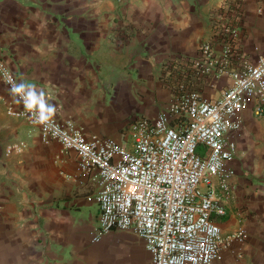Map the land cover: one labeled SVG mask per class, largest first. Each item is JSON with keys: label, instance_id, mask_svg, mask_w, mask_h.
<instances>
[{"label": "crops", "instance_id": "0c3cea01", "mask_svg": "<svg viewBox=\"0 0 264 264\" xmlns=\"http://www.w3.org/2000/svg\"><path fill=\"white\" fill-rule=\"evenodd\" d=\"M225 1L0 0V61L18 83L45 92L53 119L119 140L135 115L167 108L171 81L212 39ZM237 26L240 49L255 62L264 54V0H246ZM230 83L207 77L195 87L215 99ZM9 102L16 105L0 82V264H152L132 233L113 230L91 243L99 215L91 176L76 171L73 152L43 144L37 128L7 116ZM240 120L230 135L236 156L226 214L211 220L223 234L242 228L247 240L212 264H264V112L249 108ZM17 142L25 149L7 155Z\"/></svg>", "mask_w": 264, "mask_h": 264}, {"label": "built area", "instance_id": "2783aa9c", "mask_svg": "<svg viewBox=\"0 0 264 264\" xmlns=\"http://www.w3.org/2000/svg\"><path fill=\"white\" fill-rule=\"evenodd\" d=\"M245 1L223 3L212 39L200 44L198 56L171 81L167 108L153 118L135 115L119 140L86 136L56 119L46 127L33 122L22 102L6 104L7 116L37 128L43 144L56 142L63 153L73 152L76 171L91 176L99 209L91 243L113 230L129 232L144 242L152 264H212L232 243L246 242L242 228L223 234L211 220L212 214H226L236 156L230 135L241 127L240 114L249 108L256 117L264 112V54L250 62L238 43ZM8 75L18 83L0 61V82L14 100ZM218 76L229 77L230 85L218 98L202 96L195 82ZM25 147L13 143L5 153L19 154Z\"/></svg>", "mask_w": 264, "mask_h": 264}, {"label": "clouds", "instance_id": "9594fccd", "mask_svg": "<svg viewBox=\"0 0 264 264\" xmlns=\"http://www.w3.org/2000/svg\"><path fill=\"white\" fill-rule=\"evenodd\" d=\"M7 82L11 85L9 91L14 102L17 104L22 102L24 108L33 113L35 116L33 122L43 124L46 127L50 126L57 108L49 103L50 98L46 97L45 92L42 89L38 90L34 84L16 83L11 75H8ZM16 97L19 98L16 99Z\"/></svg>", "mask_w": 264, "mask_h": 264}, {"label": "rangeland", "instance_id": "374dc122", "mask_svg": "<svg viewBox=\"0 0 264 264\" xmlns=\"http://www.w3.org/2000/svg\"><path fill=\"white\" fill-rule=\"evenodd\" d=\"M125 123H127V122H125Z\"/></svg>", "mask_w": 264, "mask_h": 264}]
</instances>
